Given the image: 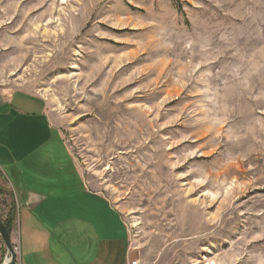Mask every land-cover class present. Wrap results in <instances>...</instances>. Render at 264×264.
Wrapping results in <instances>:
<instances>
[{
	"label": "rangeland",
	"instance_id": "1",
	"mask_svg": "<svg viewBox=\"0 0 264 264\" xmlns=\"http://www.w3.org/2000/svg\"><path fill=\"white\" fill-rule=\"evenodd\" d=\"M0 96L42 101L132 260L264 264V0H0Z\"/></svg>",
	"mask_w": 264,
	"mask_h": 264
},
{
	"label": "crops",
	"instance_id": "2",
	"mask_svg": "<svg viewBox=\"0 0 264 264\" xmlns=\"http://www.w3.org/2000/svg\"><path fill=\"white\" fill-rule=\"evenodd\" d=\"M19 97L0 96V168L9 171L0 177L16 208L17 264H129L121 213L86 184L42 101Z\"/></svg>",
	"mask_w": 264,
	"mask_h": 264
},
{
	"label": "water",
	"instance_id": "3",
	"mask_svg": "<svg viewBox=\"0 0 264 264\" xmlns=\"http://www.w3.org/2000/svg\"><path fill=\"white\" fill-rule=\"evenodd\" d=\"M3 220L0 218V239L6 249V254H8V258L4 260L2 264H17V251L13 246L11 233L4 227Z\"/></svg>",
	"mask_w": 264,
	"mask_h": 264
},
{
	"label": "trees",
	"instance_id": "4",
	"mask_svg": "<svg viewBox=\"0 0 264 264\" xmlns=\"http://www.w3.org/2000/svg\"><path fill=\"white\" fill-rule=\"evenodd\" d=\"M10 207L11 208L8 212L6 219L3 221V223L5 225L4 227H6L9 232H11V230L13 228L15 216H16V208H15L14 203H12Z\"/></svg>",
	"mask_w": 264,
	"mask_h": 264
},
{
	"label": "built area",
	"instance_id": "5",
	"mask_svg": "<svg viewBox=\"0 0 264 264\" xmlns=\"http://www.w3.org/2000/svg\"><path fill=\"white\" fill-rule=\"evenodd\" d=\"M16 251H17V249H16ZM129 264H140V262L138 260H131L129 262Z\"/></svg>",
	"mask_w": 264,
	"mask_h": 264
}]
</instances>
